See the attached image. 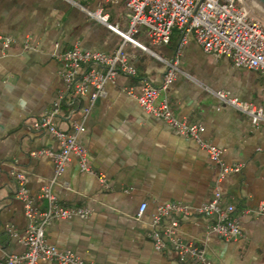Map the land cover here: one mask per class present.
Segmentation results:
<instances>
[{"label":"crops","instance_id":"crops-1","mask_svg":"<svg viewBox=\"0 0 264 264\" xmlns=\"http://www.w3.org/2000/svg\"><path fill=\"white\" fill-rule=\"evenodd\" d=\"M90 7L97 10L103 4L99 0ZM103 8L111 24L128 32L125 0ZM86 10L79 0H0V37L12 39L8 47L0 41V261L25 251L19 239L6 231L7 226L12 227L23 237L29 224L12 175L20 171L28 176L38 210L47 209L48 201L42 195L50 187L62 206L91 212L88 219L54 220L46 230L49 244L71 250L88 263L197 264L180 262L172 248L156 250L149 237L150 225L163 203L198 207L209 202L219 170L193 139L178 135L162 120L148 115L127 93L129 88L139 93L142 80L157 87L162 84L183 32L175 29L168 45L154 46L147 30L139 29L134 39L158 58L124 44L118 33ZM75 45L108 55L122 48L138 74L119 75L115 83H107L106 97L92 105L89 97L65 98L56 126L75 134L73 122H83L86 130L77 134V139L88 150L94 173L82 172L79 159L73 157L63 175L56 178L53 156L32 153H58L59 142L48 132H32L30 125L65 91L59 74L63 63L55 54L68 52ZM221 91L264 109L261 72L237 69L230 59L205 53L190 37L166 96L177 118L205 127L204 140L225 150L226 164L243 165L240 173L219 185L222 205L236 207L243 237L236 241L209 237L214 219L197 215L179 219L178 237L203 250L213 264H264V219L242 215L264 201V122L255 126L249 116L216 96ZM89 106L90 114L84 119ZM101 175L106 177L105 183L100 181ZM144 203L147 210L139 219Z\"/></svg>","mask_w":264,"mask_h":264},{"label":"built area","instance_id":"built-area-1","mask_svg":"<svg viewBox=\"0 0 264 264\" xmlns=\"http://www.w3.org/2000/svg\"><path fill=\"white\" fill-rule=\"evenodd\" d=\"M100 1L104 5L115 6L123 0ZM125 2L130 20L129 30L126 33L122 32L118 25L111 24L110 15L103 7L86 12L90 17L118 33L123 38L124 44L142 48L158 58L160 57L153 51L134 39L139 33V28L147 30L154 46L168 45L175 29L183 32L176 56L167 64L168 69L162 84L157 87L147 80H142L141 91L137 93L134 88H129L128 95L133 97L148 115L162 120L178 135L193 139L219 170L214 196L209 202L198 207L181 202L161 204L152 219L149 237L153 239L156 250L165 251L172 248L182 263L191 260L197 264H213L206 258L203 250L192 244H185L179 239V219L192 215L212 218L214 222L208 228L209 237L225 241L242 238L241 218L236 215L234 205H222L223 193L219 185L228 176L240 173L243 165L226 164L225 150L204 140L203 135L206 131L204 126L191 124L186 118H177L166 94L176 79L182 50L190 37L203 48L205 53L217 59L226 57L237 69L255 70L264 75V24L254 16L246 0H125ZM0 41L5 47L12 43V39L6 37H0ZM55 57L63 63L59 74L66 84V89L60 93L49 111L33 121L30 130L53 135L59 142L60 151L34 152L32 156L43 154L53 156L56 178L63 175L73 157L79 159L82 172L94 173L89 163V152L77 139V134L86 130L83 122L74 121L72 127L76 133L70 134L59 131L55 120L61 115L65 98L70 97L75 101L89 97L92 105L98 99L106 97L107 83H115L119 75L136 77L137 70L129 63L122 48L114 55H108L100 51H84L80 45H75L68 52H56ZM216 96L227 105L249 116L255 126L264 122L262 107L242 103L238 99L230 98L229 94L223 91L217 92ZM90 111L91 106L85 108L84 119L88 117ZM12 175L18 185L17 198L23 203L29 224L23 237L12 227H6L8 233L19 239L25 251L5 257L0 264H39L40 262L96 264L86 262L71 250H61L49 244L46 239L47 227L54 220L88 219L91 215L90 210L62 206L52 194L50 187H47L42 198L48 201V207L45 211H40L36 208L35 198L28 188L27 174L14 171ZM100 181L105 183L106 177L101 175ZM146 210L147 204L144 203L138 212L139 219L144 216ZM249 214L264 219V201L256 208L245 209L242 215Z\"/></svg>","mask_w":264,"mask_h":264},{"label":"water","instance_id":"water-1","mask_svg":"<svg viewBox=\"0 0 264 264\" xmlns=\"http://www.w3.org/2000/svg\"><path fill=\"white\" fill-rule=\"evenodd\" d=\"M247 4L264 18V0H246Z\"/></svg>","mask_w":264,"mask_h":264},{"label":"rangeland","instance_id":"rangeland-1","mask_svg":"<svg viewBox=\"0 0 264 264\" xmlns=\"http://www.w3.org/2000/svg\"><path fill=\"white\" fill-rule=\"evenodd\" d=\"M79 1L82 4V6L86 7L88 10L95 11L96 9L94 7L91 8L90 5L98 2L99 0H79ZM104 6L105 5L103 4V7ZM251 10L253 11L254 16L257 17L259 20H261V22L264 24V18L261 15H259L256 11H254L252 8Z\"/></svg>","mask_w":264,"mask_h":264}]
</instances>
